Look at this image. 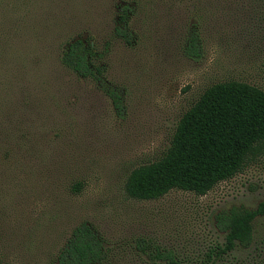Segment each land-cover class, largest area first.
<instances>
[{
    "label": "rangeland",
    "instance_id": "rangeland-1",
    "mask_svg": "<svg viewBox=\"0 0 264 264\" xmlns=\"http://www.w3.org/2000/svg\"><path fill=\"white\" fill-rule=\"evenodd\" d=\"M128 4L125 43L113 35ZM91 39L114 104L57 60ZM193 40L195 50L187 49ZM264 91V0H0V264H55L78 225L101 237V264H200L222 234L214 216L264 201V153L202 196L124 193L128 173L158 160L180 116L208 86ZM220 264H264V219Z\"/></svg>",
    "mask_w": 264,
    "mask_h": 264
},
{
    "label": "trees",
    "instance_id": "trees-1",
    "mask_svg": "<svg viewBox=\"0 0 264 264\" xmlns=\"http://www.w3.org/2000/svg\"><path fill=\"white\" fill-rule=\"evenodd\" d=\"M116 5L113 35L130 42L127 3ZM187 49L195 50L193 40ZM58 63L76 77L92 80L114 104L117 97L106 86L95 64L91 39L65 41L57 53ZM264 153V91L238 81L205 88L180 116L162 156L132 169L124 183L125 195L137 201L156 200L171 190L202 196L219 182L230 179ZM264 219V201L255 208H230L214 216L222 243L212 247L200 264H220L236 250H247L253 241V223ZM106 257L103 241L88 224L76 226L58 250L55 264H101ZM162 264H180L169 251L153 252Z\"/></svg>",
    "mask_w": 264,
    "mask_h": 264
}]
</instances>
